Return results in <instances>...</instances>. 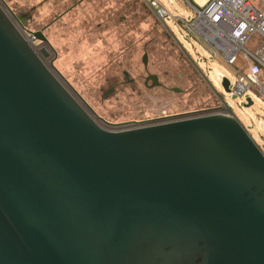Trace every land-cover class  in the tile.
<instances>
[{"label":"water","instance_id":"95a60500","mask_svg":"<svg viewBox=\"0 0 264 264\" xmlns=\"http://www.w3.org/2000/svg\"><path fill=\"white\" fill-rule=\"evenodd\" d=\"M0 264H264V153L231 110L103 129L0 6Z\"/></svg>","mask_w":264,"mask_h":264},{"label":"rangeland","instance_id":"374dc122","mask_svg":"<svg viewBox=\"0 0 264 264\" xmlns=\"http://www.w3.org/2000/svg\"><path fill=\"white\" fill-rule=\"evenodd\" d=\"M160 1L175 17L183 15L189 22L195 18L188 3L194 0ZM250 2L264 13L260 0ZM0 6L46 67L103 129H136L209 114L219 107L228 113L225 105L232 104V113L257 138L264 153L260 127L264 74L261 88L253 87L242 98L227 93L215 69L230 81L231 91L238 77L235 70L219 53L196 43L173 18H167L165 26L147 0H0ZM38 31H43L48 43L33 38L32 32ZM261 41L256 34L246 47L255 52ZM43 49L49 57L43 56ZM146 52L147 68L142 62ZM148 74L157 75L163 86H146ZM249 97L253 105L245 108Z\"/></svg>","mask_w":264,"mask_h":264},{"label":"built area","instance_id":"2783aa9c","mask_svg":"<svg viewBox=\"0 0 264 264\" xmlns=\"http://www.w3.org/2000/svg\"><path fill=\"white\" fill-rule=\"evenodd\" d=\"M173 1L169 0L170 3ZM260 1L264 4V0ZM147 3L159 21L165 22L167 18H173L194 36L196 43L202 42L223 57L238 76L231 91L234 95L242 98L253 87L261 88L260 77L264 74V13L250 0H206L204 3L198 0L193 3L188 1L195 12V18L190 22L183 15L173 16L160 0H147ZM256 34L262 41L253 52L246 44ZM207 54L210 55V51ZM239 60L245 63V70L242 72L235 67ZM215 74L220 82L226 78L218 69H215ZM232 107V104L225 105L228 111L226 114L230 113ZM220 109L222 107L212 113H224ZM260 127L264 130V121H260Z\"/></svg>","mask_w":264,"mask_h":264},{"label":"trees","instance_id":"16d2710c","mask_svg":"<svg viewBox=\"0 0 264 264\" xmlns=\"http://www.w3.org/2000/svg\"><path fill=\"white\" fill-rule=\"evenodd\" d=\"M22 22L25 20V17H24V15H21L20 16V18H19ZM239 64H241V65H239ZM242 64H243V66H242ZM238 70H240L241 72L242 71H244L245 70V63H244V61H241V60H239V62L236 64V66H235ZM220 106V105H219ZM219 106H217V107H219ZM216 108V107H215ZM214 108V109H215ZM217 109V108H216Z\"/></svg>","mask_w":264,"mask_h":264},{"label":"flooded vegetation","instance_id":"af4514ba","mask_svg":"<svg viewBox=\"0 0 264 264\" xmlns=\"http://www.w3.org/2000/svg\"><path fill=\"white\" fill-rule=\"evenodd\" d=\"M149 75V74H148ZM125 77H126V79L129 81V82H132V80H129L130 79V75H129V73L128 72H125ZM148 77V76H147ZM149 83H152V81H149L148 82V85H150ZM163 86V85H162ZM112 91H114V90H111V92ZM110 93V92H109ZM182 115V114H181ZM105 123H108V124H110L109 122H107V121H105Z\"/></svg>","mask_w":264,"mask_h":264},{"label":"bare ground","instance_id":"6f19581e","mask_svg":"<svg viewBox=\"0 0 264 264\" xmlns=\"http://www.w3.org/2000/svg\"><path fill=\"white\" fill-rule=\"evenodd\" d=\"M201 3H204L206 0H198ZM256 138V137H255ZM257 139V138H256Z\"/></svg>","mask_w":264,"mask_h":264},{"label":"crops","instance_id":"0c3cea01","mask_svg":"<svg viewBox=\"0 0 264 264\" xmlns=\"http://www.w3.org/2000/svg\"><path fill=\"white\" fill-rule=\"evenodd\" d=\"M169 1V0H168ZM170 3V2H169ZM170 4H172V3H170Z\"/></svg>","mask_w":264,"mask_h":264}]
</instances>
